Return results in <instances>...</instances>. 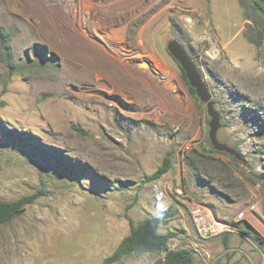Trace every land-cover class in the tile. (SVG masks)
<instances>
[{
	"label": "rangeland",
	"instance_id": "rangeland-1",
	"mask_svg": "<svg viewBox=\"0 0 264 264\" xmlns=\"http://www.w3.org/2000/svg\"><path fill=\"white\" fill-rule=\"evenodd\" d=\"M0 31L17 67L0 56V200L40 193L0 226V264H100L129 220L163 211L159 233H174L169 248L192 264H264V243L243 233L247 222L264 239L262 17L240 0H0ZM258 31L259 48L248 41ZM170 39L193 59L217 139L238 160L212 149ZM167 156L169 170L147 181ZM197 208L231 230L201 237Z\"/></svg>",
	"mask_w": 264,
	"mask_h": 264
},
{
	"label": "trees",
	"instance_id": "trees-1",
	"mask_svg": "<svg viewBox=\"0 0 264 264\" xmlns=\"http://www.w3.org/2000/svg\"><path fill=\"white\" fill-rule=\"evenodd\" d=\"M240 5L248 7L252 10L253 13H256L259 17L263 18L264 21V0H250L248 3L240 0ZM262 31H258L256 37L249 36L248 41L253 43L256 47L261 45ZM0 51H1V60L9 68L15 69L13 59L10 54L9 45L7 44L6 35L0 31ZM181 77L187 84L189 94L195 99L194 90L189 87L184 71L178 66ZM78 132L84 133L78 127H74ZM85 134V133H84ZM207 140V139H206ZM211 153H214L212 149L208 150ZM222 153V152H221ZM230 158L234 161L237 159L229 155ZM171 166L170 156H167L163 159L162 165L155 171L152 175L147 178V181L155 180L160 178L164 173H166ZM40 193H35L32 195H27L20 197L14 201H4L0 200V226L9 224L14 218L20 216L25 207L29 204H32L35 199L38 198ZM168 216L167 211H163L156 217H147L144 220L139 221L137 224H133L129 220V233L123 237L113 252L105 257L100 264H114L121 260L124 256L128 255H142L146 253H162L163 255L155 259L151 264H192L193 257L189 250L185 248L180 249H171L169 248V240L173 237L174 233H159V226L165 224V218ZM247 226L246 231H243L245 234L254 233V237L260 242L264 243V239L247 223L244 222Z\"/></svg>",
	"mask_w": 264,
	"mask_h": 264
},
{
	"label": "water",
	"instance_id": "water-1",
	"mask_svg": "<svg viewBox=\"0 0 264 264\" xmlns=\"http://www.w3.org/2000/svg\"><path fill=\"white\" fill-rule=\"evenodd\" d=\"M166 49L184 71L186 81L189 87L194 90L198 101L206 107V113L209 117L208 140L212 149L217 152H224L228 155H232L238 160L239 156L236 151L217 139V131L220 128L219 114L214 108L210 93L202 76L193 59L186 51V48L178 40L170 39L166 42Z\"/></svg>",
	"mask_w": 264,
	"mask_h": 264
},
{
	"label": "built area",
	"instance_id": "built-area-1",
	"mask_svg": "<svg viewBox=\"0 0 264 264\" xmlns=\"http://www.w3.org/2000/svg\"><path fill=\"white\" fill-rule=\"evenodd\" d=\"M192 214L195 216L196 230L201 237L214 236L231 230V227L225 223L205 224L202 218V212L199 208L195 209Z\"/></svg>",
	"mask_w": 264,
	"mask_h": 264
}]
</instances>
